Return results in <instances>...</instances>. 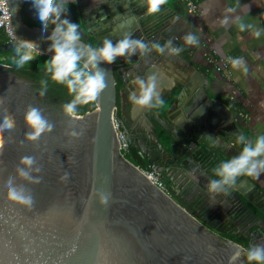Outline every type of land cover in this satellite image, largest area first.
Here are the masks:
<instances>
[{"label":"water","instance_id":"95a60500","mask_svg":"<svg viewBox=\"0 0 264 264\" xmlns=\"http://www.w3.org/2000/svg\"><path fill=\"white\" fill-rule=\"evenodd\" d=\"M6 2L14 40L1 45L0 53L27 47L83 65L96 83V109L56 118L41 108L28 81L0 64V264H246L249 250L257 255L264 209L256 212L235 189L238 173L215 152L218 140L226 139L225 127L200 109L201 101L212 102L217 114L223 104L210 100L204 85L195 86L185 130L173 124L162 135L152 122L162 118L154 105L148 117L130 110L119 114L118 78L127 86L132 79L154 80L159 70L181 76V69H191L172 54L183 53L182 32L169 11L157 10L165 5L74 1L67 5L78 7L82 30L70 8L62 13L55 2ZM23 13L45 27L28 26ZM91 37L123 64L90 46ZM196 74L204 79L194 68ZM115 120L138 166L122 158ZM145 120L154 127L152 136L142 128ZM139 167L157 169L166 190ZM215 226L228 227L218 232L243 244H218L204 231Z\"/></svg>","mask_w":264,"mask_h":264},{"label":"crops","instance_id":"0c3cea01","mask_svg":"<svg viewBox=\"0 0 264 264\" xmlns=\"http://www.w3.org/2000/svg\"><path fill=\"white\" fill-rule=\"evenodd\" d=\"M159 1L165 7L157 10L164 8L159 12L165 14L169 11L182 32L183 53L172 54H179L191 69H181V76L159 70L156 78L148 82L132 79L128 91L132 115L141 112L142 117H148L151 105L161 115L177 99L161 115L159 124L152 122L157 135L173 124L185 130V110L194 107V87L204 85L210 100L226 106L221 105L216 114L212 102H200L202 115L219 122L218 127H225L226 139L218 140L215 152L238 173L233 184L243 191L240 196L249 205L246 196L250 197L251 192L264 194V0H196V13H189L182 0ZM212 57L228 60L227 70L217 72L209 63ZM194 68L204 77L202 81L197 74L194 76ZM186 86L191 93L185 91ZM142 126L152 136V124L145 120ZM171 141L172 138L168 143ZM254 243L257 255L249 253L258 264H264V238Z\"/></svg>","mask_w":264,"mask_h":264},{"label":"trees","instance_id":"16d2710c","mask_svg":"<svg viewBox=\"0 0 264 264\" xmlns=\"http://www.w3.org/2000/svg\"><path fill=\"white\" fill-rule=\"evenodd\" d=\"M67 7L72 11L74 20L79 23L78 7L73 4L67 5ZM24 22L31 26L26 18H24ZM7 43L8 38L0 36V46ZM93 47L107 56L106 53L97 48L95 43H93ZM107 58L111 62L116 61L112 57ZM0 64L6 66L9 72L14 73L19 78L32 83L33 90L39 98L57 104L61 111L71 109L74 115L83 117L96 109L94 77L79 63L65 62L38 54L30 48L21 47L9 53H0ZM116 87L117 106L121 108V96L119 95L123 84L119 78ZM173 102L174 100L168 104V107H171ZM167 109H163L161 115H164ZM164 182L167 184L165 180ZM245 262L246 264H258L249 252Z\"/></svg>","mask_w":264,"mask_h":264},{"label":"flooded vegetation","instance_id":"af4514ba","mask_svg":"<svg viewBox=\"0 0 264 264\" xmlns=\"http://www.w3.org/2000/svg\"><path fill=\"white\" fill-rule=\"evenodd\" d=\"M35 1H37V0H35ZM48 1L57 3L56 6L59 9H61V11L63 13V11L65 12V10L68 9L67 4L72 3L74 1H78V0H48ZM85 13H86L85 16L87 14H89L87 8H86ZM72 16H73V14H72ZM89 16H91V14ZM68 17L71 19V13H69ZM24 18H26L28 20L29 25H31L30 27H45L42 23L37 22V21H33V20L27 18V16L25 15V13H23V19ZM89 25H90V23L87 21V26H89ZM78 27L82 28V30L85 29L84 23H83V21L81 19H80V22L78 23ZM93 31H94V33H96V34H94V37L96 36V39L101 40V42H103L102 43L103 44V47L104 48L109 47L108 45H110L111 42L110 43H106L105 41L102 40V37H100V35H99V33H98L97 30L96 31L93 30ZM69 34H71V33H69ZM94 37H91L90 38V40L88 41V44L89 45H92V47H93V43H95L97 45V48L99 50H101V51L104 52V50L97 44V42H96V40H95ZM115 49H116V45H113V50L112 51H114ZM104 53H106V52H104ZM106 57H112V55L107 54ZM111 63H114L116 65H118V64L119 65H122L123 64L122 62H119V61H114V62H111ZM29 84H30V89H31V92L33 93V96L35 97V99L37 100V102L39 103V105L41 106V108H44L48 113H50L51 115H53V116H55L56 118H59V119L60 118L67 117L69 112L73 114V111L71 109H66V110L63 109L61 111V108L58 107L57 104L51 103V102H49L46 99L39 98L38 97V94H36L35 91L33 90L32 83L29 82ZM130 84H131V82L129 83V85ZM129 85L128 86H124L123 85V88L120 91V95L119 96H121V102H122L121 108H118L120 115L124 111H129V110H130L129 113H132L131 112V107H129V97H128ZM163 179H164V177H163ZM249 201H250L249 207H251L252 209H255L256 212H258L259 214H261L257 210V208H255V207L264 209V194H262L261 192L260 193H258V192H251L250 197H249ZM261 215H262L261 217L264 218V215L263 214H261ZM221 230H223V231H230V229L228 227L215 226L214 228H208V229L207 228H204V231L210 233L211 236H212V238H213V240L215 242H217L218 244L222 245V246H225L226 245L225 244L226 242H224V240H228V239L235 240L236 242L237 241L240 242L237 238L236 239L235 238H230V236H227V235H224V234H221L220 232H218V231H221ZM246 258H247V255L245 256V261H246Z\"/></svg>","mask_w":264,"mask_h":264},{"label":"built area","instance_id":"2783aa9c","mask_svg":"<svg viewBox=\"0 0 264 264\" xmlns=\"http://www.w3.org/2000/svg\"><path fill=\"white\" fill-rule=\"evenodd\" d=\"M186 5L189 13H196L199 9L196 0H182ZM6 35L8 38V43L14 40V35L11 29V19L6 0H0V35ZM210 64L215 68L217 72H222L227 70L229 66L228 60H216L214 57L210 58ZM115 129L117 131L119 152L123 157V153H129V145L127 142V137L123 132L121 125L115 120ZM139 170L146 176V178L155 185L158 189L165 191L167 185L165 184L161 173L153 168L149 167L148 169H142L139 167Z\"/></svg>","mask_w":264,"mask_h":264},{"label":"rangeland","instance_id":"374dc122","mask_svg":"<svg viewBox=\"0 0 264 264\" xmlns=\"http://www.w3.org/2000/svg\"><path fill=\"white\" fill-rule=\"evenodd\" d=\"M122 158L125 159V160H128V161H130V162H132L133 164L136 165V163H135V161H134V159H133V157L131 156L130 153L124 152ZM136 166H138V165H136Z\"/></svg>","mask_w":264,"mask_h":264},{"label":"clouds","instance_id":"9594fccd","mask_svg":"<svg viewBox=\"0 0 264 264\" xmlns=\"http://www.w3.org/2000/svg\"><path fill=\"white\" fill-rule=\"evenodd\" d=\"M163 177V176H162Z\"/></svg>","mask_w":264,"mask_h":264}]
</instances>
